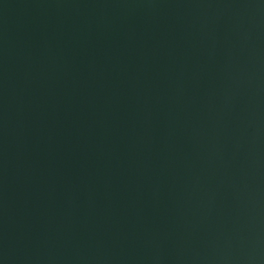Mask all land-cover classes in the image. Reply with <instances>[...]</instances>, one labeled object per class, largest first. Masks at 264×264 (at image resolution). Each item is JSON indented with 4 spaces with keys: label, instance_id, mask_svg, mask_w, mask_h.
Listing matches in <instances>:
<instances>
[{
    "label": "water",
    "instance_id": "95a60500",
    "mask_svg": "<svg viewBox=\"0 0 264 264\" xmlns=\"http://www.w3.org/2000/svg\"><path fill=\"white\" fill-rule=\"evenodd\" d=\"M0 264H264V0H0Z\"/></svg>",
    "mask_w": 264,
    "mask_h": 264
}]
</instances>
